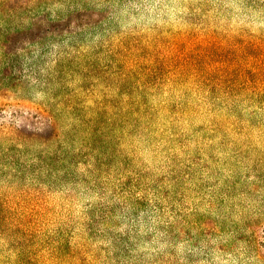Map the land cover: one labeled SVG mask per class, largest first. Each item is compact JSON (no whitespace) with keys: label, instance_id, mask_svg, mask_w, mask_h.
<instances>
[{"label":"rangeland","instance_id":"obj_1","mask_svg":"<svg viewBox=\"0 0 264 264\" xmlns=\"http://www.w3.org/2000/svg\"><path fill=\"white\" fill-rule=\"evenodd\" d=\"M0 264H264V0H0Z\"/></svg>","mask_w":264,"mask_h":264}]
</instances>
